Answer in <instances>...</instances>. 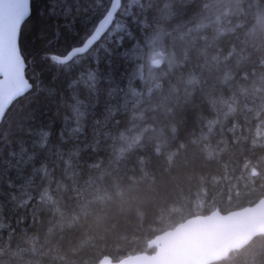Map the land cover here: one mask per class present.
<instances>
[{
	"label": "trees",
	"instance_id": "obj_1",
	"mask_svg": "<svg viewBox=\"0 0 264 264\" xmlns=\"http://www.w3.org/2000/svg\"><path fill=\"white\" fill-rule=\"evenodd\" d=\"M111 3L31 0L33 88L0 124V264L153 253L187 218L264 197V0H122L59 62ZM212 264H264V235Z\"/></svg>",
	"mask_w": 264,
	"mask_h": 264
},
{
	"label": "water",
	"instance_id": "obj_2",
	"mask_svg": "<svg viewBox=\"0 0 264 264\" xmlns=\"http://www.w3.org/2000/svg\"><path fill=\"white\" fill-rule=\"evenodd\" d=\"M122 0H112L105 17L86 42L59 62L87 53L112 27ZM31 15V0H0V124L11 105L33 88L20 35ZM56 58V57H54ZM264 235V197L253 205L223 213L218 209L187 218L150 242L153 253L129 255L119 261L104 257L98 264H212Z\"/></svg>",
	"mask_w": 264,
	"mask_h": 264
},
{
	"label": "rangeland",
	"instance_id": "obj_3",
	"mask_svg": "<svg viewBox=\"0 0 264 264\" xmlns=\"http://www.w3.org/2000/svg\"><path fill=\"white\" fill-rule=\"evenodd\" d=\"M164 62H165L164 57H162V54L159 53L158 51L155 52L154 56L150 60V64L157 65V66L163 65Z\"/></svg>",
	"mask_w": 264,
	"mask_h": 264
},
{
	"label": "snow or ice",
	"instance_id": "obj_4",
	"mask_svg": "<svg viewBox=\"0 0 264 264\" xmlns=\"http://www.w3.org/2000/svg\"><path fill=\"white\" fill-rule=\"evenodd\" d=\"M54 10V9H53Z\"/></svg>",
	"mask_w": 264,
	"mask_h": 264
}]
</instances>
